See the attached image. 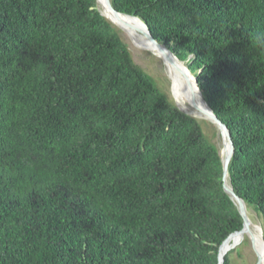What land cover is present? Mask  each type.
Returning <instances> with one entry per match:
<instances>
[{"label":"trees","instance_id":"obj_1","mask_svg":"<svg viewBox=\"0 0 264 264\" xmlns=\"http://www.w3.org/2000/svg\"><path fill=\"white\" fill-rule=\"evenodd\" d=\"M110 2L191 57L264 231V0ZM241 228L218 149L96 0H0V264H218Z\"/></svg>","mask_w":264,"mask_h":264},{"label":"bare ground","instance_id":"obj_2","mask_svg":"<svg viewBox=\"0 0 264 264\" xmlns=\"http://www.w3.org/2000/svg\"><path fill=\"white\" fill-rule=\"evenodd\" d=\"M99 9L109 22H111L117 28L123 30V32L133 43L132 45H135L142 50L153 52L156 57L161 58L171 85L174 86L175 89L176 104L179 106V108L189 113L195 119L206 121L205 107L196 93L197 88L193 77L184 69L185 64H179L176 61L174 55L171 53H168L165 50H161L159 52L157 49H155L152 44L138 31V29H143L141 23L138 20L129 21L130 26L125 27L122 25V22L115 21L112 17L108 16L104 6L101 4ZM190 100L192 101V104H190ZM226 151L227 148L222 149L221 154L224 156ZM257 230L258 229L250 222L244 233L234 234L229 239L225 251L228 253L229 251L241 246L244 241L248 240L251 248L250 250L246 248L247 251L245 252L249 256L251 255V252L254 253V255H259L262 259V264H264V249L262 244L263 236H261Z\"/></svg>","mask_w":264,"mask_h":264},{"label":"water","instance_id":"obj_3","mask_svg":"<svg viewBox=\"0 0 264 264\" xmlns=\"http://www.w3.org/2000/svg\"><path fill=\"white\" fill-rule=\"evenodd\" d=\"M100 4L102 6H104L105 11L107 12V15L112 17L115 21L118 22H122L123 26L125 27H129L130 23L129 21L131 20H138L143 29L138 31L152 44V46L157 49L159 52L161 50H165L168 53H171L172 55H174L176 61L179 64H185L184 62L180 61L175 54H173L172 51H170L167 47H165L163 44L159 43L157 40H155L153 38V36L150 33V30L147 28L146 24L138 17L135 16H130L127 14H123V13H119L117 12L111 5L110 0H96V9L98 11V13L100 14L101 17H103L104 19H106L104 17V15L101 13L99 7ZM107 20V19H106ZM108 21V20H107ZM109 22V21H108ZM111 23V22H109ZM112 24V23H111ZM124 29V28H123ZM121 30V29H120ZM123 31V30H121ZM156 50V51H157ZM191 57L187 58V61L190 59ZM186 61V62H187ZM185 71H187L194 79L197 91L196 93L198 94V97L200 98L201 102L203 103L204 107H205V113H206V121L210 122L212 125H214L216 127V129L220 132L221 136H222V141H223V149L227 148V151L225 153V155L223 156L222 154L219 155L220 156V160H221V165H222V182H223V190L226 193V195L229 197V199L232 201V203L234 204V206L236 207L241 219H242V228L240 231L234 232L232 234H230L221 244V246L219 247L218 250V264H223L224 262V258L227 255V252L225 251L227 243L229 241V239L234 235V234H238V233H244L246 231V229L248 228V225L250 224V219L247 217V207L245 202L234 192L233 188L230 185L229 182V176H228V165L229 162L232 158L233 152H234V145L231 139V135L229 133V130L227 129V127L217 118V116L214 114V112L208 107V105L206 104V102L204 101L199 85H198V81H197V76L191 74L188 70L187 65L185 64L184 67ZM176 107L184 114L190 116L191 118L195 119L193 116H191L189 113L185 112L183 109L179 108L178 105H176ZM258 229V228H257ZM261 236H263V232L261 229L257 230ZM262 244H263V249H264V237H262ZM256 256V263L255 264H262V259L259 255H255Z\"/></svg>","mask_w":264,"mask_h":264},{"label":"rangeland","instance_id":"obj_4","mask_svg":"<svg viewBox=\"0 0 264 264\" xmlns=\"http://www.w3.org/2000/svg\"><path fill=\"white\" fill-rule=\"evenodd\" d=\"M111 25L116 30L121 42L127 47L133 63L136 64L148 76H150L152 80L154 81L155 85L157 86V88L167 97V99L170 101L171 104L176 106L177 104H176L175 89H174V86L171 85L170 79L165 71V67L163 65V61L161 60V58L156 57L155 54H153V52L142 50L138 48L137 46L132 45L133 43L123 31H121L119 28H117L113 24ZM180 58H182V56H180ZM180 61L188 65L186 62V59H182ZM188 70L191 74L193 75L196 74V70L194 68L188 66ZM190 104H192L191 100H190ZM195 120L200 124L201 131L203 135L205 136L206 141L209 142L210 144L215 145L216 148L218 149L219 155H221V152L223 149V141H222V136L220 132L216 129L214 125H212L208 121L199 120V119L198 120L195 119ZM247 212H248V217L252 225L258 229H261L263 232V237H264L262 218L259 217L251 209H247ZM246 248H248L249 250L251 248L248 240L244 241L241 246L227 253V254L231 253L230 259H231L232 264H255L256 263V256L254 255V253L251 252L250 253L251 257H250L245 252L247 251Z\"/></svg>","mask_w":264,"mask_h":264}]
</instances>
